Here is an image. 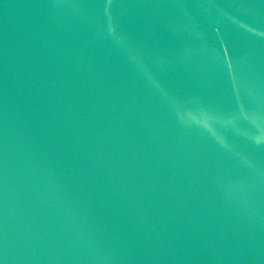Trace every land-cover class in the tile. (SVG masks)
<instances>
[{"label":"water","instance_id":"obj_1","mask_svg":"<svg viewBox=\"0 0 264 264\" xmlns=\"http://www.w3.org/2000/svg\"><path fill=\"white\" fill-rule=\"evenodd\" d=\"M0 264H264V0H0Z\"/></svg>","mask_w":264,"mask_h":264}]
</instances>
